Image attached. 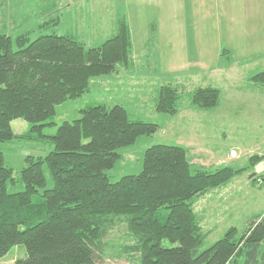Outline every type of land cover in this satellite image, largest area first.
I'll return each instance as SVG.
<instances>
[{"label": "trees", "instance_id": "1", "mask_svg": "<svg viewBox=\"0 0 264 264\" xmlns=\"http://www.w3.org/2000/svg\"><path fill=\"white\" fill-rule=\"evenodd\" d=\"M50 23L43 22L41 29ZM21 25L27 30L16 37L0 32V144L29 137L50 142L44 157H26L20 177L0 148V259L25 244L28 256L15 264H98L110 231L124 225L134 241L124 251L136 254L139 264H264V213L253 216L241 235L232 226L206 247L208 234L193 205L244 169L224 166L193 174L185 147L158 144L145 151L139 174L112 182L106 170L122 157L118 150L158 130L156 123L131 120L121 105L84 107L79 118L44 134L45 127L56 125L51 119L58 105L89 92L92 78L116 74L132 63L125 20L98 46H87L66 30L31 40L32 31ZM251 80L264 85V70ZM157 94V111L178 112L177 87L161 85ZM220 95L218 87H199L190 104L214 109ZM18 119L36 134L17 132L13 121ZM262 160L257 155L249 159L253 166Z\"/></svg>", "mask_w": 264, "mask_h": 264}, {"label": "rangeland", "instance_id": "2", "mask_svg": "<svg viewBox=\"0 0 264 264\" xmlns=\"http://www.w3.org/2000/svg\"><path fill=\"white\" fill-rule=\"evenodd\" d=\"M63 1L0 0V32L16 37L25 33L26 26L21 24L26 23L28 30L32 31L31 40L53 31L64 34L70 27L65 22L72 17L71 13L55 17L56 8L67 3ZM114 1L119 2L110 10L114 31L117 17L118 20H125V15L140 12V19L144 20L146 34L141 37L137 26H131L128 20L132 68L92 78L93 87L89 92L57 106V113L51 119L56 125L45 127L44 134L56 133L64 121L72 122L79 118L82 108L99 104L108 108L121 105L126 108L131 120L158 124V130L153 135H143L134 144L118 150L122 157L112 169L106 170L112 182L128 174H139L143 170L145 151L153 145L185 147L190 162L191 158L195 162H191L193 174L198 170H216L208 168L211 161L206 159V150H215L214 154L224 157L217 165L244 170L226 184L212 188L195 199L193 205L199 224L208 234L205 246L209 247L224 237L232 226H236L241 235L253 216L264 213V184L261 180L264 178V85L251 80V76L264 70V35L259 34L261 30L264 34V26L261 24L257 30L254 28L255 21H259L257 9L262 13L260 18L264 17V0ZM54 2L56 6L50 15L40 19L36 7L40 4L53 6ZM62 14L65 12L62 11ZM47 19L51 20L46 21L51 22L50 27L41 29L40 25ZM167 19L170 32L159 39L152 36V26L156 28L158 24V30H162L164 25L159 21ZM81 20L76 14L72 22L76 24ZM98 21L95 19V22ZM82 42L86 45L90 43ZM165 84L174 85L181 93L180 108L176 114L156 109L158 89ZM208 85L221 90L219 105L215 109L204 110L190 104L192 93ZM13 125L19 133L30 132L32 136L37 132L32 131L24 119L14 120ZM196 127L199 128L196 130ZM49 140L29 137L20 142L5 143L9 145L1 143L0 148L6 156L7 165L12 166L15 176L20 177L26 157H44ZM191 143L196 154L190 148ZM231 150L234 151L229 155ZM254 155L263 157V160L253 163V166L249 159ZM197 163L208 167L199 168ZM46 173L49 181H53L50 172L47 170ZM251 176L256 177L252 183L249 182ZM14 189L9 184V190ZM107 242L103 260L98 264H139L134 259L136 254L130 256L124 251V246L134 244L124 225L110 231ZM27 256L25 244H18L0 259V264H15L18 259Z\"/></svg>", "mask_w": 264, "mask_h": 264}, {"label": "crops", "instance_id": "3", "mask_svg": "<svg viewBox=\"0 0 264 264\" xmlns=\"http://www.w3.org/2000/svg\"><path fill=\"white\" fill-rule=\"evenodd\" d=\"M67 1V3L63 6H59L58 8H56L55 12H56V16H68L69 13H71V20L66 21L65 23H68L70 25V27L66 28V31H69L67 34H73L76 35L78 37V39H80L81 41H85V42H90L87 43V46H98L99 44H101L102 42H104L105 40L111 38L113 35H115L118 31V26H119V20L117 17V25H116V29L114 31L113 29V19L111 17V13L110 10L112 8L113 5L117 6L119 4L116 3L114 0H64L63 2ZM137 5V4H136ZM56 6V2H54L53 6L51 5H46V4H40L38 7H36L37 9V13L40 14V19H45L47 18L51 11L53 10V7ZM264 6V4H263ZM62 11L65 12V14H62ZM59 12V13H58ZM257 13L259 14V21H255L254 23V28L255 30H257V26H264V17L260 18L262 16V13L257 9ZM78 16L79 19H82L81 21L77 22L76 24L73 23V19H74V15ZM122 15V12H121ZM142 16V14L140 12L133 14V15H125V20L126 23L128 25V20L131 24V26H137L136 30L139 33V37H141V35H145L146 31L144 28V20L140 19ZM95 19H99L100 21L95 22ZM46 21H51L50 19L45 20ZM262 21V22H260ZM157 24V23H156ZM159 24L164 25V28L162 30H158V24L155 26H152V29H150L151 31V35L155 36L157 39H159V37H163L165 34H168L170 32V25H168V19L166 21L164 20H160ZM133 27V29H134ZM261 30V28L259 29ZM115 33V34H114ZM260 35H264L262 30L259 33ZM142 39V38H141ZM146 40V39H145ZM91 41L94 42L93 44H91ZM97 42H101V43H97ZM91 44V45H88ZM133 56V54H132ZM125 68L126 70L131 69L132 68V63L131 64H126L125 66H122L119 68V70L122 71V69ZM94 84H97L96 80H94ZM209 86V85H208ZM212 86V85H211ZM93 86H91L92 88ZM91 90V89H90ZM215 109V108H214ZM212 110V109H210ZM190 126V125H189ZM196 127L194 129L197 130ZM191 129V126L188 128V130ZM198 133V132H195ZM222 134H224V132H222ZM193 144L191 143V147L193 152H195V147L193 146ZM203 152V150H201ZM215 151V150H214ZM214 151L211 150H206V159L208 161H211L210 163V167L205 166V165H200V163H197V166H205L208 168H221L224 166H220L217 165L219 164L224 157L221 154H214ZM234 151L231 150L229 152L230 153ZM236 152V151H235ZM228 155V156H229ZM226 156V157H228ZM191 162H194L193 159L191 158ZM195 163V162H194ZM256 177H252L249 178V182H254V179ZM264 184V178L261 179ZM251 182V183H252ZM253 185H255L253 183Z\"/></svg>", "mask_w": 264, "mask_h": 264}]
</instances>
